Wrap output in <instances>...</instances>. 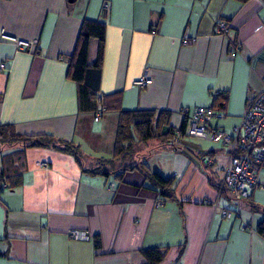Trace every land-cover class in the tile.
<instances>
[{"label": "crops", "instance_id": "1", "mask_svg": "<svg viewBox=\"0 0 264 264\" xmlns=\"http://www.w3.org/2000/svg\"><path fill=\"white\" fill-rule=\"evenodd\" d=\"M85 19L105 25L98 93L107 110L97 122L79 112L67 77ZM219 19L227 36L215 30ZM0 31L34 43L24 52L0 38V125L65 140L104 165L113 145L99 132L120 110L167 111L177 131L181 109L222 103L213 125L230 132L264 80V0H0ZM95 49L91 40L88 62ZM143 74L151 83L135 87ZM189 138L135 141V153L97 174L58 148L3 147L0 171L4 164L18 184L0 187V264H148L143 251L157 248L164 256L156 264H264V165L262 187L236 204L219 193L227 148ZM142 170L171 178L173 195ZM74 229L89 238H71Z\"/></svg>", "mask_w": 264, "mask_h": 264}, {"label": "trees", "instance_id": "2", "mask_svg": "<svg viewBox=\"0 0 264 264\" xmlns=\"http://www.w3.org/2000/svg\"><path fill=\"white\" fill-rule=\"evenodd\" d=\"M239 1L243 2L246 0ZM104 36V22L92 21L88 19L83 20L79 28L73 52L67 57V77L76 85L78 110L82 113H90L92 115V119L100 107L104 108V111L107 110V105L104 103L103 97L98 93L101 75V62L103 57ZM91 40L96 41L95 57L92 62H88L87 55ZM234 48L235 46L229 49L231 54L238 51V49L234 50ZM211 107L219 111L223 107V104L216 103V105H212ZM169 116L170 113L167 111L156 112L154 110H120L117 119L112 158L111 160H107L105 162L113 164V162L119 159V157L130 154L135 145V141L145 142L151 139H158L165 143H171L173 138L177 136V131H174L169 126ZM100 118L101 116L99 119ZM184 127L185 122L182 120L181 126L178 129V132L180 131L181 136L183 135ZM133 134H135V138L133 137ZM13 144H18L22 150L29 147L58 148L70 153L78 162L81 161L82 163V161L86 160L85 156L81 154L78 147L74 146L70 142L65 140L56 141L49 134L36 136L18 134L15 132L13 125L1 124L0 150L3 147H10ZM7 162L8 161L6 160L4 161L5 164ZM98 164L101 163L99 162ZM82 165L84 166V164ZM100 167L103 168L102 165H100ZM96 168L99 167L96 165L95 167L88 169L90 173L96 174L107 169L99 168L102 170L97 171ZM9 170L12 173L13 168H9ZM142 171L145 173L146 177L154 181L160 187L159 189L161 190L162 195L165 196V193L173 195L171 178H163L157 172H149L145 170ZM5 172L7 173V167L3 164L0 171V187L3 186L2 184L5 185L3 188L17 186V180L15 184L12 183L10 175L7 176ZM10 182L12 183V186ZM7 184L8 187L6 186ZM94 244L96 247L99 245L97 239L95 240ZM0 255L6 256L7 254ZM143 256L145 257L148 264H156L162 260L164 253L159 248L149 249L143 251Z\"/></svg>", "mask_w": 264, "mask_h": 264}, {"label": "built area", "instance_id": "3", "mask_svg": "<svg viewBox=\"0 0 264 264\" xmlns=\"http://www.w3.org/2000/svg\"><path fill=\"white\" fill-rule=\"evenodd\" d=\"M103 8H106V5ZM215 30L220 35L227 36L229 28L224 20L219 19L215 23ZM0 38L13 42L18 51L34 52L32 41L6 35L3 31H0ZM189 42L191 41L183 40V43ZM237 49V47L234 48V50ZM5 68V63L1 61L0 70ZM150 83L151 80L143 74L133 82V85L141 88ZM211 96L216 99L218 92L213 91ZM103 112L104 108L100 107L93 120L97 122ZM180 115L185 122L183 135L216 142L227 148V161L222 167L219 193L226 191L230 199L237 204L249 197L253 188L262 187L257 182V169L260 165H264V80L262 89L248 101L240 122L230 132L213 125V120L222 118V114L211 106L183 108L180 110ZM179 138L181 133L177 130V136L173 138V141L177 142ZM39 167L47 169L48 164L43 162ZM113 186L114 183L108 185L109 188ZM161 204V201H157L156 205ZM232 214L228 209H221L224 219H230ZM241 228L247 229L248 226L242 223ZM67 234L76 240L89 238L88 233L83 230H69ZM170 264L182 263L175 261Z\"/></svg>", "mask_w": 264, "mask_h": 264}, {"label": "rangeland", "instance_id": "4", "mask_svg": "<svg viewBox=\"0 0 264 264\" xmlns=\"http://www.w3.org/2000/svg\"><path fill=\"white\" fill-rule=\"evenodd\" d=\"M92 60V59H91ZM103 114V113H102ZM103 117H105V116H103ZM102 117V118H103ZM154 120V119H153ZM116 126H117V123H115V121L114 122H112V123H110V125H108L105 129H103L102 131H100L99 133H100V142L103 144H105V143H109V142H111L112 141V145L114 144V138H115V132H116ZM133 137L135 138L136 136H135V134H133ZM103 139H106V141H104L103 142ZM194 139H197V138H189V140H191V141H194ZM107 140H109V142L107 141ZM110 144V143H109ZM138 143L136 142L135 143V145H134V147H133V149H132V152H130V154H132V153H135L137 150H138V148H137V145ZM85 148V147H84ZM111 149L113 150V147H111L110 149H109V151H111ZM85 150H86V148H85ZM103 150H105V146L103 147ZM82 152V151H81ZM70 154V153H69ZM130 154H128L127 156H129ZM71 155V154H70ZM112 155V154H111ZM72 156V155H71ZM85 156V155H84ZM41 163H38V165H40ZM82 164H84V166L86 167V168H92V167H95L96 165L99 167V168H102V167H100V165H102L103 166V168L102 169H109L110 167H111V165L110 164H107V165H104L103 163H101V164H98V163H96V162H89V161H87V160H84V161H82ZM99 168H96V170L97 171H101L102 169H99Z\"/></svg>", "mask_w": 264, "mask_h": 264}, {"label": "water", "instance_id": "5", "mask_svg": "<svg viewBox=\"0 0 264 264\" xmlns=\"http://www.w3.org/2000/svg\"><path fill=\"white\" fill-rule=\"evenodd\" d=\"M73 0H68V2H72Z\"/></svg>", "mask_w": 264, "mask_h": 264}]
</instances>
